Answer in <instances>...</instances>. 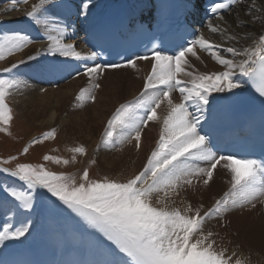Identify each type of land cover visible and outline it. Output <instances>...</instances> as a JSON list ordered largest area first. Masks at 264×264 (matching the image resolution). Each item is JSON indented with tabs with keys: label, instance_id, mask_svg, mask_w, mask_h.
<instances>
[{
	"label": "snow or ice",
	"instance_id": "6c2138e0",
	"mask_svg": "<svg viewBox=\"0 0 264 264\" xmlns=\"http://www.w3.org/2000/svg\"><path fill=\"white\" fill-rule=\"evenodd\" d=\"M13 2L26 4L28 0ZM90 4L91 0H80L77 14L87 19ZM244 5H247L244 12L251 17V23H264L262 17L253 14L264 11L256 6V0H223L214 3L210 11L223 20L222 10ZM48 6L55 7L53 0H37L25 15L35 25L46 26L49 20L40 17L50 11ZM246 23L238 20L236 26L244 27ZM207 28L211 33L223 35L227 32V29L211 22ZM45 31H49L47 27ZM52 32L55 34L47 35L46 48L27 54L25 59L12 63L3 72L11 77L20 64L31 61L37 65L35 70L40 74H56L63 70L60 65L68 60L81 62L83 72L77 69L76 75L88 77L89 86L81 88L75 99L84 102L95 99L94 90L100 87L96 79L105 68H135L136 60H150L151 71L144 79L143 89L133 100L121 103L115 109L106 122L98 147L119 150L118 146L135 141L134 147L140 150L142 133L149 121L160 124L159 138L142 169L123 182L107 176L91 179L88 168L79 175L78 182L75 174L55 173L42 164L17 163L11 169L2 167L0 172L16 179L27 190L0 185V193H4L0 203L11 204L18 215L25 217L34 209L37 200L51 201L57 207L63 205L103 238L101 243L112 257L105 264H242L239 258L233 260L235 252L228 255L226 248L218 250L214 238L218 233L205 231V225L209 220L222 218L237 208H255L257 202L264 203V161L218 153L206 129L213 119L212 105L217 99L212 97V93L238 95L236 90L242 88V83L237 75L247 78L255 92L264 98V34L253 39L250 46L242 48H224L203 34L195 35L187 46L181 45L174 54H166L163 47H153L150 53L137 55L135 60L106 65L95 63L99 56L97 51H78L74 43H66L64 28L56 25ZM244 35L247 38L250 34ZM227 39L238 42L236 35H228ZM33 43L32 38L21 30L0 33V61L22 53ZM197 48L208 53L225 70L212 73L189 71L193 66L188 56L200 58ZM222 52L231 54L233 58H225ZM41 53L53 57V60L41 64L38 59ZM236 57L242 59L237 60ZM88 61L93 63L88 64ZM24 86L26 82L21 79L0 78V124L6 125L12 119L6 97L11 90ZM174 92L179 93V102L173 99ZM162 105L167 111L161 118L157 110ZM0 131L7 132V129L0 128ZM54 136L55 131L52 130L33 138L21 155L28 153L31 145ZM70 151L74 154L71 161L51 155H45L43 159L68 165L76 162V154H86L83 146ZM16 159L12 156L0 160V164ZM195 162L206 166L201 167ZM218 165L230 174V186L211 207L204 210L203 205L172 206L173 198L182 190L193 188L194 181L208 186ZM29 231L30 224L26 220H21L16 226L14 220L6 219L0 225V244L19 240Z\"/></svg>",
	"mask_w": 264,
	"mask_h": 264
},
{
	"label": "bare ground",
	"instance_id": "6f19581e",
	"mask_svg": "<svg viewBox=\"0 0 264 264\" xmlns=\"http://www.w3.org/2000/svg\"><path fill=\"white\" fill-rule=\"evenodd\" d=\"M122 1L91 0L87 10V19H85L83 15L77 14L80 0H53L55 7L48 6L50 11L40 17L41 19H48L49 24L39 26L29 19L25 20V13L31 9L33 4L37 3V0H28L26 4H14L11 0H0V29L2 31L21 30L34 38V43L22 53H16L4 61H0V69L25 59L27 54H35L38 49L46 48L48 44L47 35L55 34L52 29L56 25L66 30V43H74L78 51L88 52L89 49L85 45V35L93 26L95 17L100 16L111 4ZM129 1L131 2V10L136 11L142 8L140 13L148 15L146 13L148 11L147 0ZM184 3L187 7H191L188 2ZM256 6L264 9V0H256ZM246 7L247 5L233 6L229 12L223 15V20L214 17L206 21L199 29L198 35L203 34L206 39L222 45L224 48L228 46L237 48L250 46L253 39H258L259 35L264 34V23L260 21L251 23V17L245 15L244 12ZM41 12L43 13V10ZM137 12L139 13V11ZM253 14L264 19V11ZM238 20L246 21V26L237 27L236 22ZM209 22L227 29V32L223 35L211 33L207 28ZM45 27L49 31L46 32ZM245 33L250 35L245 38ZM228 35H236L238 42L228 40ZM196 51L200 58L188 56L189 62L193 66L188 69L189 71L212 73L225 70L223 66L212 60L208 53L200 51L199 48ZM222 55L228 59L233 58L228 53L222 52ZM39 57L41 64H47L53 60V57L47 56L45 53H41ZM235 59L239 60L242 57ZM87 63L92 64L93 62L88 61ZM95 63L97 62L95 61ZM135 63V68H105L104 73L96 79L100 87L94 90L95 99L92 104L89 100L78 102L75 99L81 88L89 86V81L88 77L84 75H76V70L79 69L82 73L83 68L81 62L73 60H68L60 65L63 70L56 74H43L44 85L36 83L35 78L38 75L32 80L27 78L24 70H18L17 78L25 81L26 86L11 90L10 100L15 107L29 106L34 111L30 114V118L36 120L40 127H55L56 130L60 128L62 133L59 134L65 141L74 142L78 137L81 142L91 148L90 152H92L98 147L102 131L114 110L143 89L144 79L151 71V62L150 60H136ZM237 79L242 83V88L236 90L239 93L247 87L248 81L247 78L239 75H237ZM227 95L229 94L212 93V97L217 98L216 100ZM172 97L176 102H179L178 92H174ZM166 111V106L162 105L157 110L158 116L162 118ZM22 116L25 117L23 113ZM159 132L160 124L154 121L149 122L142 133L140 150L134 147L135 141H132L118 146L119 150L114 149L113 153L106 150L97 152L100 170L106 173H117L120 177H130L137 173L146 163L147 156L159 138ZM92 148L94 149L92 150ZM195 163L201 167L206 166L202 162ZM230 179L231 176L227 170L218 165L208 186L203 185L202 182L194 181L193 188H186L181 191L179 196L173 198L174 205L172 206L184 208L188 204L193 207L203 205L204 210H207L216 199L228 190ZM260 204L257 202L255 208L250 206L237 208L224 214L222 218L211 219V223L207 222L205 225V231L212 230L214 233H218L214 237L217 241L218 250L226 248L228 255L235 252L236 255L233 260L239 258L242 264H264V219L262 217L264 208ZM30 217V215L26 217L18 215L16 208L11 204L0 203V225H3L7 219L9 221L14 220L18 226L21 220L28 222ZM80 236L74 232L70 233L65 223L58 225L49 223L44 229L31 230L22 245H10L7 241L0 244V258L5 256L7 259L5 263L7 264H44V262L29 255L36 256L47 254V252L54 254L57 248V250L70 255L80 254L84 262L93 260V264H105L112 258L108 249L96 244L92 238L85 236L81 238ZM16 252H21V254Z\"/></svg>",
	"mask_w": 264,
	"mask_h": 264
},
{
	"label": "rangeland",
	"instance_id": "374dc122",
	"mask_svg": "<svg viewBox=\"0 0 264 264\" xmlns=\"http://www.w3.org/2000/svg\"><path fill=\"white\" fill-rule=\"evenodd\" d=\"M11 1L13 2V0ZM27 19L28 18L25 15V20ZM0 33H4V32L0 31ZM32 40H34V38H32ZM38 59H40V57H38ZM36 67L37 65L33 64L31 61L27 62L26 64H20L17 69L13 70L11 77L17 78L18 70H24L25 73L27 74L28 79L33 80V77L38 75L35 78V81H37L36 83L38 85H44L43 84V74H40L39 72H37L35 70ZM3 69H0V78H11L8 73L3 72ZM139 93L133 98H131L130 100H133L135 97H137ZM10 98L11 97L9 94L6 97V103L8 104L9 108H11L12 110L11 111L12 119L6 125L0 124V128L7 129V132L0 131V160L8 159L9 157H12V156L17 157V159L12 160L8 164H0V168L7 167L11 169V168H14L17 163H31V164H37V165L42 164L47 170L55 172V173L75 174L77 176L78 182H79V175L83 173V170L85 168H88L89 176L91 179H102L103 177L107 176L110 179H116V180L123 182L127 178H129L127 176L120 177V175L117 173H106L100 170L98 166V161H97V154H98L97 152L106 150V151H110L111 153H113L114 149L109 150L103 147L101 148L97 147L96 149L92 148V150L93 149L94 150L90 152L91 148H89L87 144H85L84 142H81L78 137L76 138L74 142H67L64 140L62 135L59 134V133H62L60 128L56 130L55 127L54 128L53 127L51 128L40 127L36 120L30 118L31 117L30 114L34 111L30 109L29 106L15 107L12 103V100H10ZM89 102L90 104H92L93 100L89 99ZM22 113L25 117L22 116ZM149 122H153V121H149ZM52 130L55 131L54 138L44 140L42 143H39V144L31 145L29 147L28 153L21 155L23 148L25 146H28L29 142L33 138L40 137L45 132L52 131ZM78 146H83L86 149V154L83 156L76 154L75 163H69L68 165H63V164H56L54 161H45L43 159L45 155H51L55 157H60L62 159H68L71 161L72 156L74 154L70 151V149L74 147H78ZM91 161H95V163H90ZM4 184L17 187L20 190H27L19 181L10 177L6 173L0 172V185H4ZM0 196L3 197L4 193H1ZM34 203H35L34 209L31 210V213L33 214L34 218L31 219L32 216L30 215L31 216L30 222L32 225H34L36 221L37 222H42V221L50 222L51 221V222L68 223L74 231L83 233L85 236H91L94 239H96V242L102 244L101 240L103 238L100 236V234L95 229L88 226L80 217L76 216L75 213H72L70 210L66 209V207H64L63 205H60L59 207H57L51 201H43V204L41 206V211H37L36 201ZM260 206L264 208V203H261ZM262 217L264 219L263 213H262ZM208 223H211V221L209 220ZM41 229H44V226L40 225L31 230L38 231ZM24 241L25 240L23 241L14 240L15 243H20ZM223 241L226 242L224 239Z\"/></svg>",
	"mask_w": 264,
	"mask_h": 264
}]
</instances>
